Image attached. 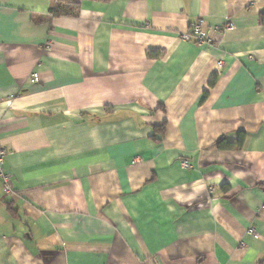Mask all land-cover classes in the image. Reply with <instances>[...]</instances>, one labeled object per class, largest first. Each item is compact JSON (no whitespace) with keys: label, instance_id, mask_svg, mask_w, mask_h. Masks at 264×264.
I'll return each mask as SVG.
<instances>
[{"label":"crops","instance_id":"0c3cea01","mask_svg":"<svg viewBox=\"0 0 264 264\" xmlns=\"http://www.w3.org/2000/svg\"><path fill=\"white\" fill-rule=\"evenodd\" d=\"M263 12L0 0V264H264Z\"/></svg>","mask_w":264,"mask_h":264},{"label":"built area","instance_id":"2783aa9c","mask_svg":"<svg viewBox=\"0 0 264 264\" xmlns=\"http://www.w3.org/2000/svg\"><path fill=\"white\" fill-rule=\"evenodd\" d=\"M233 30V25L230 22H226L223 26L214 28L212 31L223 35L227 31ZM180 38L184 41H194L196 44L210 43L208 34L204 28V22L202 19H198L195 23L191 25L188 31L180 35ZM222 44V40L218 42V45ZM220 66V63H218ZM38 76L37 73H33L28 83L34 84L37 82ZM7 150L0 145V187L3 192L10 194L12 192V184L9 175L4 170V158L7 155ZM181 166L183 169H190V164L187 160H182ZM251 235L255 238L258 236L253 229L249 231Z\"/></svg>","mask_w":264,"mask_h":264},{"label":"trees","instance_id":"16d2710c","mask_svg":"<svg viewBox=\"0 0 264 264\" xmlns=\"http://www.w3.org/2000/svg\"><path fill=\"white\" fill-rule=\"evenodd\" d=\"M108 1V0H101ZM79 10L78 4H70L65 2H57L55 6L50 10L53 16H66V15H75ZM260 24L264 25V12L260 14ZM214 79L209 83L212 85ZM219 148H229L230 146L225 144L223 141L218 142Z\"/></svg>","mask_w":264,"mask_h":264}]
</instances>
